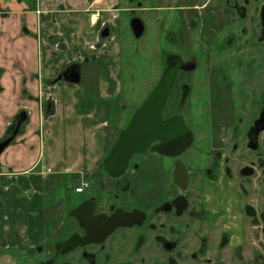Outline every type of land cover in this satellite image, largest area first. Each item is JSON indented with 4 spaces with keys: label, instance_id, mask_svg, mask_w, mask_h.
<instances>
[{
    "label": "flooded vegetation",
    "instance_id": "flooded-vegetation-1",
    "mask_svg": "<svg viewBox=\"0 0 264 264\" xmlns=\"http://www.w3.org/2000/svg\"><path fill=\"white\" fill-rule=\"evenodd\" d=\"M129 1L132 19L145 25L134 36L153 28L150 64L164 69L150 76V93L177 66L162 114L182 117L191 144H169L174 153L164 154L155 140L133 155L123 175L103 169L85 177L97 185L89 183L84 200L55 218L71 222L51 247L43 231L39 264H264V0ZM105 30L111 35L110 26ZM206 75L198 100L211 99L216 108L198 114L196 84ZM171 105L178 110L164 116ZM189 107L204 135L188 120ZM84 201L101 226L117 219L100 240H83L89 228L71 215ZM75 234L82 241L61 245Z\"/></svg>",
    "mask_w": 264,
    "mask_h": 264
},
{
    "label": "crops",
    "instance_id": "crops-1",
    "mask_svg": "<svg viewBox=\"0 0 264 264\" xmlns=\"http://www.w3.org/2000/svg\"><path fill=\"white\" fill-rule=\"evenodd\" d=\"M35 1L0 0V66L4 69L0 138L19 110L29 112L28 124H22L24 133L17 134L1 155V168L8 172L1 175L5 190L0 188V201L11 208H39V220L20 218L18 224L26 233L30 231L33 248L43 234L41 218L43 227L45 223L42 189L50 183L55 188L59 181L75 185L77 176L84 179L87 173H101L111 146V129L123 124L120 119L111 127L114 106L110 103L122 93V45L117 32L122 0ZM106 26L111 28L108 37L102 35ZM72 62L82 65L81 82L58 81ZM50 101L53 112L47 114ZM53 176L57 179L52 180ZM27 190L35 193L30 196ZM28 222L34 223L33 229L24 226ZM1 240L3 247H21L24 241Z\"/></svg>",
    "mask_w": 264,
    "mask_h": 264
},
{
    "label": "rangeland",
    "instance_id": "rangeland-1",
    "mask_svg": "<svg viewBox=\"0 0 264 264\" xmlns=\"http://www.w3.org/2000/svg\"><path fill=\"white\" fill-rule=\"evenodd\" d=\"M28 2H34L35 0H23ZM132 3L129 0H122L121 7L123 8L121 10L120 18H119V26L117 29V32L119 34V40L122 45V72L119 76L120 81L122 83V93L116 97L114 100H111L110 103L114 106L112 111V119H111V127H114V125L118 124L120 122V119L123 120V124L121 128H124L130 118L131 114L134 113L136 108L140 105V103L145 99V97L150 93L151 85L149 84V78L151 75H153L155 71V76L162 73L161 70H164L163 68L160 70L159 67H156V69L152 68L151 62V48L149 46V41L153 40L154 37V30L152 27L147 25L146 33L141 38H136L134 36L132 27H131V19L133 17V13L130 10L132 8ZM32 9H37L36 7H32ZM38 10V9H37ZM205 69L208 71H211L212 66L211 64H203ZM4 72V69L0 66V75H2ZM179 75H186V74H179ZM34 76V75H31ZM160 76V75H158ZM211 75H206L202 77L203 79H200L199 83L196 84L197 89V98L195 100V106L199 114V110L204 111H211L215 109L214 101L211 99L208 100L204 105H202V101L200 99L198 100V97L201 93L203 94V86L208 82L207 78ZM174 80V79H173ZM184 80V77L181 76L177 80V84H181V82ZM34 82V81H33ZM34 89V87H31ZM1 91V89H0ZM179 91V88L177 90V93ZM213 98V97H212ZM31 99L33 101H38L39 98L36 96H31ZM171 99L175 101V95L173 93ZM198 100V101H197ZM89 107V105H86ZM23 110H19L16 115L14 116V119L9 126L13 128L8 130L6 129V133L4 136L0 138V141L6 138V135L8 132L13 130L16 125V116ZM178 110L176 106H170L164 113V116L169 115L171 112ZM187 117L194 129L197 131L198 135H204V129L198 125V122H195V115L197 112L195 111L194 107H189ZM28 112V110H26ZM122 114V115H121ZM29 115V112H28ZM129 118V119H128ZM29 119V116H28ZM227 120V119H226ZM209 121V119H208ZM215 122V121H214ZM28 123H24L23 126L27 125ZM26 127L22 128L20 133H24ZM111 136H110V144H112L116 137L118 136L119 132L118 129L113 128L111 129ZM20 133L18 135H20ZM14 142V141H13ZM12 142V143H13ZM5 152V151H4ZM3 163V161L1 162ZM7 171V169L0 165V188L3 186V190H5L4 184L1 182V175L3 171ZM8 172V171H7ZM51 175H46V178H49ZM52 180H56L57 177L53 176L51 178ZM62 179V178H61ZM105 182L107 185L106 191L112 190L114 188V183L112 179H108V177H105ZM16 183L18 181L17 176H15ZM62 180H66L63 178ZM8 182V181H7ZM80 183L79 185H84L86 188L89 187V183L91 185V188L95 185H97V180L95 182H92V180L83 179L80 178L78 180ZM54 184V183H50ZM47 184V186L42 189L43 196H44V204L46 206L45 209V224L44 227L42 225V218L39 223V231L42 230L46 232L47 230V238L45 241H47V246H52V239H61L60 237L63 236L68 230L69 224L71 222V218H69L67 221L68 223H62L63 220H57L60 218V216L64 215V213L67 212V208L69 205L68 203L72 204H78L82 202L86 196V193H77L75 191V185H66L63 184V181L57 182L55 188H51V185ZM99 189H101L99 186H97ZM10 189H13V186L10 187ZM116 189V188H115ZM105 190V189H103ZM29 192V195L31 196L35 191L33 190H27ZM4 193H7L4 191ZM3 195V194H2ZM28 195V194H27ZM5 198V197H4ZM107 199V195L102 198V202ZM20 204V203H19ZM99 204V202H98ZM8 202H4L3 200L0 201V239L2 238H16L18 241H23V246H13L10 241H7L6 244H9L10 247H3L0 245V264H39V248L37 250L36 245L35 248L32 247V237L30 235V231L27 232L26 229H22L23 227L18 226L20 223V218L25 219L28 221L31 218L37 217L39 220V208H29L26 205H20L15 208H11L8 206ZM73 206V205H71ZM62 207V209H61ZM58 217L57 219H55ZM26 223V222H25ZM52 223V224H51ZM12 224V226H11ZM14 224V225H13ZM33 222H28V225H24L27 228L33 229ZM11 226V231L6 233V230L8 227ZM38 225H36L37 227ZM46 227V228H45ZM22 231L20 232V230ZM20 232V233H19ZM64 232V233H63ZM12 234V235H10ZM12 236V237H11ZM3 240H1L0 244H3ZM16 243V242H13ZM44 244V243H43ZM45 245V244H44ZM22 248V249H21ZM52 250V249H51ZM50 252V251H49Z\"/></svg>",
    "mask_w": 264,
    "mask_h": 264
},
{
    "label": "water",
    "instance_id": "water-1",
    "mask_svg": "<svg viewBox=\"0 0 264 264\" xmlns=\"http://www.w3.org/2000/svg\"><path fill=\"white\" fill-rule=\"evenodd\" d=\"M131 27L137 37L141 36L145 30V25L140 18L132 19ZM107 31L102 32V35H108ZM176 70L177 66H174L163 75L157 87L140 103L128 124L120 130L116 141L103 160V168L107 175L111 177L123 175L133 155L146 152L155 140H161V143L154 148L164 154L174 153L168 149L169 144L177 143L183 149L191 144L192 132L187 128L182 117L175 115L164 118L162 114ZM81 71L82 65L79 62H72L58 75L57 80L78 84L81 82ZM46 111L50 114L53 112L52 101L47 103ZM28 116L26 110L21 111L16 116L15 128L0 141V163L2 153L16 138ZM88 203L84 201L72 209L71 215L77 217L83 227L89 228L88 236L83 240H100L118 224L117 219H111L107 224L108 228L101 226L100 219L95 221V217H92V209L90 212ZM80 241H82L80 236L75 234L61 245L70 247Z\"/></svg>",
    "mask_w": 264,
    "mask_h": 264
},
{
    "label": "trees",
    "instance_id": "trees-1",
    "mask_svg": "<svg viewBox=\"0 0 264 264\" xmlns=\"http://www.w3.org/2000/svg\"><path fill=\"white\" fill-rule=\"evenodd\" d=\"M19 1H23V0H19ZM46 113L48 114V112H46ZM22 127H23V126H22ZM12 128H13V125H12V127H10L8 130H10V129H12ZM120 129H121V127L118 129V132L120 131ZM20 131H21V129H20ZM20 131H19V133H20ZM19 133H18V134H19ZM112 144H113V143H112ZM112 144H111V146H112ZM111 146H110V147H111ZM79 176H80V175H79ZM91 176H92V174H88V173L85 175L86 178H90ZM76 178H77V180H76V182H75V188H76V187H79V184H80V183L78 182V179H80V177L77 176Z\"/></svg>",
    "mask_w": 264,
    "mask_h": 264
},
{
    "label": "built area",
    "instance_id": "built-area-1",
    "mask_svg": "<svg viewBox=\"0 0 264 264\" xmlns=\"http://www.w3.org/2000/svg\"><path fill=\"white\" fill-rule=\"evenodd\" d=\"M85 188H86V186L81 185L80 187H78V188L76 189V191H78V192H82L83 189H85Z\"/></svg>",
    "mask_w": 264,
    "mask_h": 264
}]
</instances>
